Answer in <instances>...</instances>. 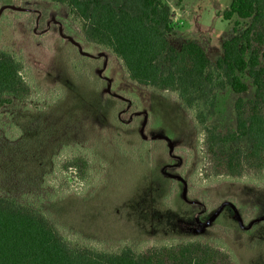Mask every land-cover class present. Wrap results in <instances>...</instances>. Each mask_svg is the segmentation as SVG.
<instances>
[{"label":"rangeland","instance_id":"374dc122","mask_svg":"<svg viewBox=\"0 0 264 264\" xmlns=\"http://www.w3.org/2000/svg\"><path fill=\"white\" fill-rule=\"evenodd\" d=\"M231 1L165 0L171 44L194 40L215 62L250 21L223 19ZM0 47L23 57L32 84L27 101L0 108V194L38 200L79 244L143 250L201 237L234 264H264V184L213 173L203 133L174 93L130 80L50 0H0ZM241 77L246 92L216 89L208 125L236 128V99L255 95ZM238 146L247 143L225 149ZM74 157L87 166L68 168Z\"/></svg>","mask_w":264,"mask_h":264},{"label":"trees","instance_id":"16d2710c","mask_svg":"<svg viewBox=\"0 0 264 264\" xmlns=\"http://www.w3.org/2000/svg\"><path fill=\"white\" fill-rule=\"evenodd\" d=\"M50 1L66 6L84 39L113 54L130 80L180 99L191 111L197 132L203 133L202 147L215 175H249L264 184V0L230 2L223 19L250 21L224 40L223 54L215 62L194 40L180 47L171 44L173 16L165 0ZM24 67L22 56L0 47V108L30 98L32 84L23 75ZM244 73L252 79L255 95L236 99V128L208 125L216 112V89L229 86L235 93L246 92ZM240 143L247 147L225 149ZM83 166L86 161L74 157L67 167ZM233 258L201 237L143 250L79 244L64 237L38 200L0 194V264H234Z\"/></svg>","mask_w":264,"mask_h":264},{"label":"crops","instance_id":"0c3cea01","mask_svg":"<svg viewBox=\"0 0 264 264\" xmlns=\"http://www.w3.org/2000/svg\"><path fill=\"white\" fill-rule=\"evenodd\" d=\"M223 54V53H222ZM220 56H222V55H220Z\"/></svg>","mask_w":264,"mask_h":264}]
</instances>
